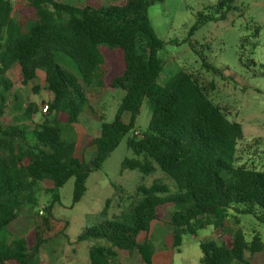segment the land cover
Wrapping results in <instances>:
<instances>
[{
    "label": "trees",
    "instance_id": "obj_1",
    "mask_svg": "<svg viewBox=\"0 0 264 264\" xmlns=\"http://www.w3.org/2000/svg\"><path fill=\"white\" fill-rule=\"evenodd\" d=\"M27 1L28 10L15 17L13 0H0V264H36L42 232L33 229L22 236L21 211L37 204V192L46 182H51L45 189L52 193V203L59 201L58 190L72 177L73 203L79 202L90 174L101 169L136 127L144 99L150 123L139 136L128 137L135 157L126 158L122 170L149 175L159 168L175 181V188L158 181L140 184L129 213L86 227L78 241H96L90 249L91 264H116L118 252L135 254L139 264H154L155 246L147 235L152 222L163 219L171 206L178 249L185 234L209 225L222 227L233 206H242L239 212L264 222V169L235 164L243 138L241 123L230 120L209 98L200 76L187 69L158 83L163 70L158 53L164 41L152 26L149 7L163 0H85L82 6ZM236 3L217 0L210 11L198 14L186 40L192 49L197 51L198 42L191 40L195 31L209 21L226 19ZM202 64L220 73L205 57ZM15 69L18 82L33 83L34 91L44 74L52 97L44 102L48 107L38 121L35 103L16 105L24 109L22 114L3 121L13 87L8 73ZM87 87L122 92L118 110L112 122L100 117L98 135L68 140L63 125L78 123L86 109L92 110ZM209 87L215 89V83ZM82 143L95 147L88 161L79 156ZM200 248L202 264H247L245 254L264 252V241L258 233L247 240L237 230L229 241L208 238Z\"/></svg>",
    "mask_w": 264,
    "mask_h": 264
},
{
    "label": "rangeland",
    "instance_id": "obj_2",
    "mask_svg": "<svg viewBox=\"0 0 264 264\" xmlns=\"http://www.w3.org/2000/svg\"><path fill=\"white\" fill-rule=\"evenodd\" d=\"M60 1L79 6L85 3V0ZM96 1L109 4L118 0ZM216 1L163 0L149 7L152 26L157 36L164 41V47L158 53L163 64L158 83H167L182 69L200 76L202 84L208 89L209 98L223 109L230 120L242 125L243 138L236 148L235 164L264 169V0H236L237 8L229 12L226 19L209 21L195 31L191 38L193 42H198L195 51L190 41H186L189 30L198 14L210 11ZM13 5L15 17L29 8L27 0H13ZM257 27L260 28L256 34ZM202 57L218 67L220 73L205 68ZM17 75L16 69L8 73L13 87L3 121L20 116L24 109H16L15 106L25 107L28 103L37 105L39 113L35 120L38 121L42 117L41 111H44V102L51 98L45 88L44 74L39 75L36 91L33 90V83L21 85ZM211 82L215 83L213 90L209 87ZM87 94L92 110L86 109L78 123L63 125V137L68 140L79 141L86 133L98 135L100 117L103 116L106 122H112L122 97L119 90L112 92L92 87H87ZM150 118L149 104L144 99L136 127L122 138L101 169L90 174L86 181L87 191L79 202L73 203L72 177L58 190L59 201L52 203V193L49 194L45 189L51 182H46L37 192V204L23 208L19 218L22 236L33 229L42 232L43 244L36 254V264H91L90 249L97 245L96 241H78V236L86 227L97 226L103 221L129 213L140 184L150 186L158 181L174 190L175 181L159 168L149 175L137 169L122 170L123 161L135 157L127 145L128 137L137 130L139 133L145 131ZM81 145L79 156L90 160L95 147H88L86 143ZM241 207L228 209L222 227L209 225L198 229L195 234H185L178 249L173 243L170 216L174 206H171L163 219L152 222L147 235L155 246L154 264H202L201 241L208 238L229 241L237 230L247 240L258 233L264 241V222L252 214L239 212ZM245 259L247 264H264V252H247ZM118 261L123 264H139L135 254L122 252L116 256L115 262Z\"/></svg>",
    "mask_w": 264,
    "mask_h": 264
},
{
    "label": "built area",
    "instance_id": "obj_3",
    "mask_svg": "<svg viewBox=\"0 0 264 264\" xmlns=\"http://www.w3.org/2000/svg\"><path fill=\"white\" fill-rule=\"evenodd\" d=\"M47 105H44V111H46L47 110ZM135 134H139V132H138V130L137 131H135ZM40 213L42 214L43 213V211L42 210H40ZM116 264H123L121 261H118V262H116Z\"/></svg>",
    "mask_w": 264,
    "mask_h": 264
},
{
    "label": "crops",
    "instance_id": "obj_4",
    "mask_svg": "<svg viewBox=\"0 0 264 264\" xmlns=\"http://www.w3.org/2000/svg\"><path fill=\"white\" fill-rule=\"evenodd\" d=\"M52 97V96H51Z\"/></svg>",
    "mask_w": 264,
    "mask_h": 264
}]
</instances>
